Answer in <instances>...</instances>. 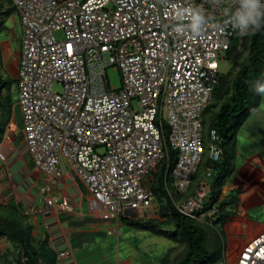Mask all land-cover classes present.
<instances>
[{
  "label": "built area",
  "instance_id": "built-area-1",
  "mask_svg": "<svg viewBox=\"0 0 264 264\" xmlns=\"http://www.w3.org/2000/svg\"><path fill=\"white\" fill-rule=\"evenodd\" d=\"M11 4L21 26L18 130L35 167L49 177L43 192L53 190L67 163L98 202L102 221L149 216L155 212L152 174L174 151L172 183L182 196L171 197L176 211L216 220L215 207L202 211L212 190L211 167L189 191L203 157L202 112L233 38L245 36L235 20L239 0ZM110 66L120 72V88L109 84ZM55 84L61 90L54 91ZM222 155V137L212 129L208 158L214 163ZM8 161L0 149V167ZM44 201L74 211L66 197ZM218 264L229 263L223 256ZM232 264H264V228L241 245Z\"/></svg>",
  "mask_w": 264,
  "mask_h": 264
},
{
  "label": "rangeland",
  "instance_id": "rangeland-1",
  "mask_svg": "<svg viewBox=\"0 0 264 264\" xmlns=\"http://www.w3.org/2000/svg\"><path fill=\"white\" fill-rule=\"evenodd\" d=\"M11 7L10 0H0L1 11H5L8 8L11 9ZM14 14L15 12L12 11L9 16L2 14L0 17V38L8 31L10 47L13 50L19 45L18 38L21 34V30H18L21 29L20 22H17ZM5 28L8 30H5ZM55 36L56 38H62L63 33L57 31ZM0 42L2 43V40ZM1 43L0 54L2 53ZM244 55L246 54L244 53ZM220 68L222 77L227 79V87H230L231 79L237 68L229 59H225ZM106 74L111 86L115 88L122 86L119 70L110 66L107 68ZM0 76L5 81L13 82L9 87L5 85L0 93V148L2 149L1 145L7 142V147L11 146V149H13L12 151L7 149V152L10 153V159L7 165L3 166L4 168L0 171V174L6 173V168H9L13 174L14 183L18 184L22 181L20 172L24 171L25 168L27 170L32 168L34 160L30 153L26 152L23 144H18L16 148L12 144L13 134L16 129H20L22 126V114L17 105L16 72L3 68L1 59ZM53 90L59 91L61 87L55 84ZM133 107L136 108V102L133 103ZM204 118H207L206 114ZM203 146L204 154L202 160L204 162L208 155L206 139ZM96 151L101 152L102 148L99 147ZM228 154L230 155V166L225 172L226 175L222 179L221 185L218 187L219 195L213 204V207L218 210L219 216L214 221L209 218H205L202 221L197 220L200 224L208 227L207 230L212 234L213 243L216 242V246L220 251L218 255H215V262H209L208 264H218L223 256L226 258L227 263L232 264L238 255L241 245L250 236L264 228V94L261 96L259 105L249 111L241 120L240 128L231 141ZM198 172L199 169L195 177L200 173ZM154 174L156 176V172ZM0 180H3V178ZM152 183L153 179L151 185ZM168 186L169 190L166 188L165 190L170 199L172 196L180 200L182 196L177 192L171 178ZM169 193H171V196ZM7 200L4 194V185H0V215L11 220H19V214L16 217V212L13 211L9 204L5 203ZM154 206L155 212L149 216L131 219H138L147 224L146 227H148L150 234L145 236H155L156 244L151 249V260L153 258L155 264H175L185 252V244L180 238L172 234L174 223L166 201L155 194ZM152 224H156L157 228L152 227ZM126 228L134 232V239L138 238L140 232H148L128 225H126ZM21 258L22 250L20 246L16 245L8 237L0 235L1 262L5 264H11V262L23 264L20 261ZM1 262L0 264H2Z\"/></svg>",
  "mask_w": 264,
  "mask_h": 264
},
{
  "label": "crops",
  "instance_id": "crops-1",
  "mask_svg": "<svg viewBox=\"0 0 264 264\" xmlns=\"http://www.w3.org/2000/svg\"><path fill=\"white\" fill-rule=\"evenodd\" d=\"M20 38L21 34L15 50L10 47L8 31L0 38L1 64L7 70L17 72ZM13 136L12 144L16 148L22 140L18 129ZM7 146V142L1 145L5 151L13 150ZM3 168L0 167V171ZM20 174L22 181L16 184L13 174L9 176L6 168V173L0 174V179L3 178L0 185H4V194L8 199L5 203L16 212V217L19 214L21 225L29 232L30 242L41 264H155V260L150 258L151 249L156 244L155 236H145L150 234L149 231L140 232L134 239V232L126 225L137 227L127 216L119 215L110 224L102 221L98 202L67 163L62 164L61 177L51 192H43L49 177L34 164ZM49 196L56 202L63 197L68 198L74 206L73 213L62 212L56 205L48 207L44 197Z\"/></svg>",
  "mask_w": 264,
  "mask_h": 264
},
{
  "label": "trees",
  "instance_id": "trees-1",
  "mask_svg": "<svg viewBox=\"0 0 264 264\" xmlns=\"http://www.w3.org/2000/svg\"><path fill=\"white\" fill-rule=\"evenodd\" d=\"M12 11H14L13 7L5 11L0 10V17L2 14L9 16ZM225 58L232 61L237 68L231 79L230 87H227V79L221 75L218 84L214 88L209 105L202 112L203 154L204 140L206 139L208 151L210 131L215 129L222 137V159L211 163L207 155L204 162L201 160L202 162L198 167L200 173L198 172L197 177H194L193 185L189 191L190 194L200 175L211 167L213 170L212 190L202 211L211 208L219 195L218 187L221 185V181L226 175L225 172L230 166L228 152L231 141L240 128L241 120L249 111L259 105L261 96L264 94V91H261V89H264V22L258 30L250 29L247 35L234 37ZM12 83L8 80L5 81L0 76V93L5 85L9 87ZM205 114L207 118H204ZM175 162V152L170 151L168 159H164L154 170L151 185L154 196L156 194L162 197L168 204V211H170L174 223L172 234L180 238L185 244V252L175 264H208L209 262H215V255H218L220 251L216 246V242L213 243L212 234L207 230L208 227L196 220L181 216L176 211L172 198L170 199L166 193L165 188L169 190L168 184L170 178L172 179L171 171ZM13 208L15 209V207ZM130 222L133 226L148 231L147 224L136 219H130ZM152 227L157 228L156 224H152ZM28 234L26 227L21 225L20 219L11 220L0 215V235H5L20 246L22 250L20 261L23 264H41ZM11 264H14V262H11Z\"/></svg>",
  "mask_w": 264,
  "mask_h": 264
},
{
  "label": "clouds",
  "instance_id": "clouds-1",
  "mask_svg": "<svg viewBox=\"0 0 264 264\" xmlns=\"http://www.w3.org/2000/svg\"><path fill=\"white\" fill-rule=\"evenodd\" d=\"M239 4L240 9L235 12V20L241 29L240 34L246 35L250 29L258 30L264 22V4L261 3V0H239Z\"/></svg>",
  "mask_w": 264,
  "mask_h": 264
}]
</instances>
